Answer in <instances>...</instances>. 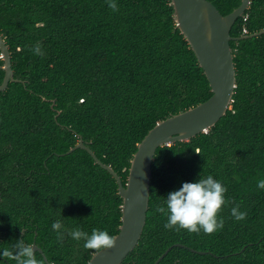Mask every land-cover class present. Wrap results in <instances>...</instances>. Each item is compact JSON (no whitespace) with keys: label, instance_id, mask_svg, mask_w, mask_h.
<instances>
[{"label":"trees","instance_id":"trees-1","mask_svg":"<svg viewBox=\"0 0 264 264\" xmlns=\"http://www.w3.org/2000/svg\"><path fill=\"white\" fill-rule=\"evenodd\" d=\"M208 1L224 16L242 4ZM115 3L118 10L107 0H0V35L15 79L0 93V249L22 239L50 264H88L96 250L70 237L59 244L51 224L61 218L116 237L123 199L86 150L67 153L82 139L126 186L147 134L213 95L171 0ZM261 32L264 0H251L230 33L232 109L206 133L157 150L146 225L122 264H155L171 247L160 264H264V190L257 187L264 179V34L240 39ZM37 43L43 55L30 50ZM4 65L0 50V85ZM208 174L228 189L223 229H166L156 204ZM236 206L247 212L242 221L231 215Z\"/></svg>","mask_w":264,"mask_h":264},{"label":"water","instance_id":"water-1","mask_svg":"<svg viewBox=\"0 0 264 264\" xmlns=\"http://www.w3.org/2000/svg\"><path fill=\"white\" fill-rule=\"evenodd\" d=\"M250 3L251 0H242L237 9L224 16L208 0H171L177 28L192 48L209 81L213 95L197 107L160 122L147 134L134 155L126 186L114 169L102 163L82 139L67 153L70 154L77 149L86 150L101 168L115 178L119 195L123 199L122 225L115 237V246L98 255L95 254L91 259L93 264H122L141 240L149 209L152 165L157 150L177 142L190 141L201 133H206L232 109L237 74L230 45L233 38L230 33L237 19L244 16ZM262 34L264 32L240 39ZM0 50L5 62V78L0 85L1 93L8 88L10 82L15 81L11 55L1 35ZM34 246V251L41 253L50 264L42 249L36 244ZM171 249L172 247L155 264H160Z\"/></svg>","mask_w":264,"mask_h":264},{"label":"clouds","instance_id":"clouds-1","mask_svg":"<svg viewBox=\"0 0 264 264\" xmlns=\"http://www.w3.org/2000/svg\"><path fill=\"white\" fill-rule=\"evenodd\" d=\"M107 3L109 8L118 10L115 0H107ZM30 50L36 55L44 54L39 43ZM257 187L264 190V179L257 182ZM227 191V186L221 180L215 179L212 174L200 175L199 179L183 182L178 189L169 192L163 197V203H157L154 210L167 218L164 224L166 229L187 230L192 233L203 231L205 234H212L224 227V218L219 214L228 204L225 195ZM231 215L236 221H242L246 218L247 212L236 206L231 208ZM51 228L55 230L59 244L62 245L65 238L70 237L75 241H83V247L96 250V255L114 247L116 243V238L107 230L94 228L89 234L78 226H66L61 218L54 220ZM34 248L32 243H25L21 239L11 248L0 249V257L4 258L0 260V264H5V261H15V264H41ZM89 264H93V261L89 260Z\"/></svg>","mask_w":264,"mask_h":264},{"label":"built area","instance_id":"built-area-1","mask_svg":"<svg viewBox=\"0 0 264 264\" xmlns=\"http://www.w3.org/2000/svg\"><path fill=\"white\" fill-rule=\"evenodd\" d=\"M247 33V31L245 30V34Z\"/></svg>","mask_w":264,"mask_h":264}]
</instances>
